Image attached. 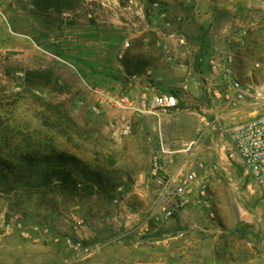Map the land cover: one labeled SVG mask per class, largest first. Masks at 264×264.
Segmentation results:
<instances>
[{
  "label": "rangeland",
  "instance_id": "374dc122",
  "mask_svg": "<svg viewBox=\"0 0 264 264\" xmlns=\"http://www.w3.org/2000/svg\"><path fill=\"white\" fill-rule=\"evenodd\" d=\"M134 51L151 65H126ZM214 55L242 101L212 97ZM161 78L174 98L158 112L118 105L130 80ZM262 113L264 0H81L44 17L0 0V137L117 184L0 193V264H264V190L227 134Z\"/></svg>",
  "mask_w": 264,
  "mask_h": 264
},
{
  "label": "trees",
  "instance_id": "16d2710c",
  "mask_svg": "<svg viewBox=\"0 0 264 264\" xmlns=\"http://www.w3.org/2000/svg\"><path fill=\"white\" fill-rule=\"evenodd\" d=\"M80 1L33 0V5L35 14L44 17L50 12L62 13L65 9H72ZM128 64L130 67L138 65V68L143 67L144 70L151 65L149 61L142 60L136 51L126 58V65ZM130 67H127L129 71ZM1 120L0 132L4 126ZM12 143L10 137H0V193L27 188L36 193L50 189L59 192L90 190L93 194L112 182L98 167L95 168L74 154L63 151L47 152L26 142L25 145L16 144L12 147ZM111 185L116 187L117 184L112 182Z\"/></svg>",
  "mask_w": 264,
  "mask_h": 264
},
{
  "label": "built area",
  "instance_id": "2783aa9c",
  "mask_svg": "<svg viewBox=\"0 0 264 264\" xmlns=\"http://www.w3.org/2000/svg\"><path fill=\"white\" fill-rule=\"evenodd\" d=\"M128 45V44H127ZM231 61H221V58L214 55L209 60V65L216 75L219 82L208 87L212 97L216 100H226L238 103L246 97L245 91L241 88L237 78L232 74ZM118 105L128 109L127 102L117 101ZM140 112H149L146 109H139ZM227 134L235 150L242 158L243 163L249 174L264 190V113L249 120L234 122L228 129ZM184 174H178L169 184L178 193H183L188 183L197 178L195 170Z\"/></svg>",
  "mask_w": 264,
  "mask_h": 264
},
{
  "label": "crops",
  "instance_id": "0c3cea01",
  "mask_svg": "<svg viewBox=\"0 0 264 264\" xmlns=\"http://www.w3.org/2000/svg\"><path fill=\"white\" fill-rule=\"evenodd\" d=\"M159 81L160 82L153 84L142 79H136L130 80L127 85L125 84V91L128 92H122V98L127 102L126 104L128 105V110L133 111V109H146L149 112L155 113L158 112V109L155 107V100L170 102L174 97L162 92L160 89L162 86L161 81H164L166 84L167 82L163 78ZM185 87H188V84H185ZM142 96L146 99V101H144V108L142 107L140 100ZM197 132H199V128H197ZM187 133H189V137L186 140L189 142L193 140L194 135L190 133V130H188Z\"/></svg>",
  "mask_w": 264,
  "mask_h": 264
}]
</instances>
